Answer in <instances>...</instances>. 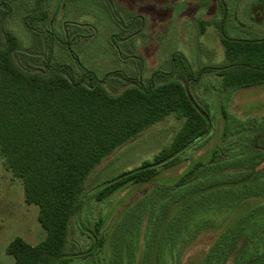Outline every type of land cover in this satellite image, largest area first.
<instances>
[{
	"label": "trees",
	"instance_id": "obj_1",
	"mask_svg": "<svg viewBox=\"0 0 264 264\" xmlns=\"http://www.w3.org/2000/svg\"><path fill=\"white\" fill-rule=\"evenodd\" d=\"M46 1H36L33 19H47ZM224 24L219 30L227 62L208 72L227 93L264 87V38L232 39ZM19 48L18 37L6 31V44L0 45V157L22 181L26 202L39 207L47 235L36 246L15 238L7 248L15 264H71L93 256L103 264L108 247L110 264H183L190 248L210 232L215 240L197 264H264V117L240 121L221 103V144L207 160L170 180L163 175L213 129L209 106L201 110L184 85L199 79L184 54H173L169 73L156 72L147 84L136 81L112 95L91 70L79 79L64 65L48 66L44 73L24 70L14 56ZM171 116L182 122L171 143L94 194L98 203L127 189L156 198L138 207L137 223L127 214L130 207L114 219L116 209L95 220L89 233L82 214L90 175L117 149ZM144 214L151 227L140 249L138 222ZM74 220L92 241L76 257L69 254Z\"/></svg>",
	"mask_w": 264,
	"mask_h": 264
},
{
	"label": "rangeland",
	"instance_id": "obj_2",
	"mask_svg": "<svg viewBox=\"0 0 264 264\" xmlns=\"http://www.w3.org/2000/svg\"><path fill=\"white\" fill-rule=\"evenodd\" d=\"M36 1L0 0V45L6 44V31L13 32L20 41L14 56L26 71L44 73L48 66L64 65L79 79L91 70L105 80L112 95H119L133 82L147 84L156 72L169 73L174 53L187 57L199 79L184 85L201 110L209 106L213 129L203 141L183 152L180 164L163 177L176 179L193 162L207 160L211 150L221 144L224 132L221 103L227 104L240 121L264 117V87L227 93L222 90L220 78L208 72L227 62L219 30L221 22H225L232 39L264 38V0H48L42 6L47 13L45 21L33 19L38 14ZM181 125L174 116L160 121L117 149L93 171L83 196L88 205L82 221L89 233H94L95 220L100 216L107 218L116 209L114 219L130 207L127 214L136 222L140 215L138 207L149 203L152 196L145 198L138 191L131 195L132 189H127L98 203L94 194L105 182L152 161L171 143ZM38 216L39 207L26 202L22 181L12 177L0 157V264H15L7 253L15 238L31 246L46 238ZM148 217L144 214V219L138 222L140 249L151 227ZM130 235V244L134 246L135 237ZM70 240L69 254L75 257L92 243L87 235L81 234L76 220ZM214 240L212 232L202 235L185 254L183 264H197ZM111 257L108 247L103 264H110ZM100 259L80 258L71 264H98Z\"/></svg>",
	"mask_w": 264,
	"mask_h": 264
}]
</instances>
